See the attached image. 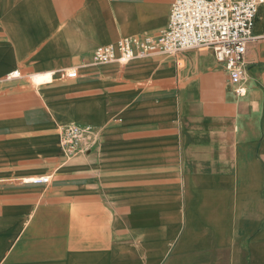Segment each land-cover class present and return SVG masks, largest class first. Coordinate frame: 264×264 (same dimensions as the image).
Segmentation results:
<instances>
[{
    "label": "crops",
    "instance_id": "0c3cea01",
    "mask_svg": "<svg viewBox=\"0 0 264 264\" xmlns=\"http://www.w3.org/2000/svg\"><path fill=\"white\" fill-rule=\"evenodd\" d=\"M173 2L0 0V264H264V3L243 97L209 49L92 61L158 37ZM74 124L93 142L66 161Z\"/></svg>",
    "mask_w": 264,
    "mask_h": 264
},
{
    "label": "built area",
    "instance_id": "2783aa9c",
    "mask_svg": "<svg viewBox=\"0 0 264 264\" xmlns=\"http://www.w3.org/2000/svg\"><path fill=\"white\" fill-rule=\"evenodd\" d=\"M264 0H174L168 27L158 36L126 37L99 47L93 63L107 65L131 62L154 55H175L198 49L211 50L226 66L238 97L246 95L242 82L246 76L244 59L253 40L257 12ZM15 72L9 78H17ZM64 78H78L76 68L65 71ZM94 129L68 125L59 129L60 147L66 161L87 152ZM52 176H38L27 181L49 184Z\"/></svg>",
    "mask_w": 264,
    "mask_h": 264
},
{
    "label": "rangeland",
    "instance_id": "374dc122",
    "mask_svg": "<svg viewBox=\"0 0 264 264\" xmlns=\"http://www.w3.org/2000/svg\"><path fill=\"white\" fill-rule=\"evenodd\" d=\"M31 80V79H29ZM44 121V119H42ZM51 125L42 124V149H43V162L47 163V167H58L60 165V159L57 150L54 147V139L56 131ZM62 125L56 126L57 130L62 128ZM17 133H10V145L15 144L17 140Z\"/></svg>",
    "mask_w": 264,
    "mask_h": 264
},
{
    "label": "bare ground",
    "instance_id": "6f19581e",
    "mask_svg": "<svg viewBox=\"0 0 264 264\" xmlns=\"http://www.w3.org/2000/svg\"><path fill=\"white\" fill-rule=\"evenodd\" d=\"M258 11H259V8H258ZM258 13V12H257Z\"/></svg>",
    "mask_w": 264,
    "mask_h": 264
}]
</instances>
